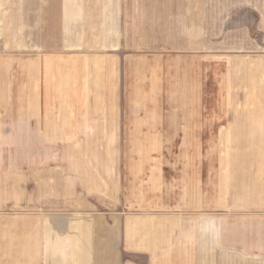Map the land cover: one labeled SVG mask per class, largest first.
Here are the masks:
<instances>
[{"label": "crops", "instance_id": "crops-1", "mask_svg": "<svg viewBox=\"0 0 264 264\" xmlns=\"http://www.w3.org/2000/svg\"><path fill=\"white\" fill-rule=\"evenodd\" d=\"M52 1L0 0V140L16 136L27 148L33 135L52 132V139L59 138L62 123L85 124L75 129H86L87 136L75 139H154L161 134L156 125H173V120H165L167 114L173 118L168 112L173 106L180 109L175 122L176 132L181 131L183 124L194 123L189 109L198 113L195 123L204 122L202 96L212 76L229 93L228 138L264 141V0ZM47 40L55 46L44 55ZM47 85L53 87L46 93ZM56 93L63 105L55 103ZM126 107L134 112L130 121L125 119ZM142 107L150 109L148 121L137 119L134 109ZM128 123L130 128L121 126ZM137 124H147L148 131L137 130ZM124 130L131 135L120 136ZM26 148L19 157L0 151L6 158H0V264H77L78 257V264H204L208 237L210 247L221 243L230 255L245 251L236 244V213L230 210L225 244L217 219L207 226L205 216L189 213V196L197 197V213L204 204L202 148L180 149L175 163L168 149H139L127 165L132 200L121 197L128 211L104 215L90 208L57 216L59 229L66 231L53 235L52 260L45 263V217L28 213V187L45 183V158L41 150L23 153ZM244 155V162L232 158L229 164V203L237 205L239 195L246 232L251 225L264 245L263 144L246 149ZM69 160L75 162L70 183L83 182L93 192L109 186L103 166L96 171L99 175H92L88 158L79 167L77 159ZM173 164L180 180L176 189L164 172ZM113 171L117 186L123 182L126 187L123 167ZM14 204L20 206L16 217ZM126 252L145 254L146 262L122 259Z\"/></svg>", "mask_w": 264, "mask_h": 264}, {"label": "rangeland", "instance_id": "rangeland-1", "mask_svg": "<svg viewBox=\"0 0 264 264\" xmlns=\"http://www.w3.org/2000/svg\"><path fill=\"white\" fill-rule=\"evenodd\" d=\"M52 1V0H51ZM53 7V1L51 2ZM54 24V23H53ZM227 28V27H226ZM229 28V27H228ZM232 28V27H230ZM49 30L51 32L54 31L52 27H49ZM50 37L52 38L51 34ZM48 39V38H46ZM0 48H3V45L0 43ZM55 45H52L50 40L45 42L46 49L44 50V55H47L50 51L48 48H53ZM148 55L149 53H145ZM173 54V53H171ZM174 55V54H173ZM47 59V56H45ZM215 77H210V80L207 82V86L205 89V92H203V102H204V108L200 109V112L204 115V122L203 123H195L196 122V115H198L196 109L193 111L189 109L190 112V121L194 120V123H185L180 127L179 129H182L181 131L176 132L177 124L176 119L180 116V109L173 108L169 109V113H173V118L170 117L171 114H167L165 120L171 121L173 120V125H171V122H166L161 125H156V127L160 128L158 129L161 134H157V137L154 139H127L126 137L124 139H108V140H100V139H75V136L85 135L87 133L86 129L83 130H76V127H84L85 124H78V125H67L66 123H62V131L60 133L59 138L52 139L50 135L52 132H46V136H37L36 138L34 135L33 139H29V143L26 145H22L23 141L21 138L14 136L12 139L9 140H0V151L1 153H4V150L7 153H12V157H19L22 153L21 148H26L23 153H30L33 150H41L44 153L45 158V183L39 184V186L34 184L29 185L28 192H29V209L28 213L30 215L36 216L37 214L43 215L44 223H45V238L46 241L48 240L49 244L46 242V251H45V263L48 261L50 262V259L52 260V248L50 245V242L52 243L55 237H58L59 232H65L66 228L61 227L59 229L58 227V217L61 216H68L70 213L77 211V210H88L90 208L94 209L98 212H103L104 215H111L112 212H124V214L128 211V208L125 206V209L123 210V203H122V196L126 197L129 195V200H132V188L127 187L129 182L127 176H129V168L130 166H127L129 164V158L132 157V154L134 152H139V149L149 150V149H168L169 152L172 154V162L176 158V154L179 153L180 149H196V148H202L204 150V157H205V165H204V172L202 173V182L204 187V204L200 205L202 208L199 209V212L197 213V209L195 207L197 198H192L189 196V213L194 214H200L205 216V222L206 225L211 224V222L214 219H217L219 221L220 229L219 234H221L219 237L222 238V243L225 244L229 240V228H228V218L229 215L233 213H236V226H237V248L243 249L245 248V251L242 252L240 250H237L236 253L233 255H230L229 252L226 250L227 248L224 247L221 243L216 245L214 248L210 247L212 244L211 239L208 237L205 240V262L204 264H257L259 261H264V245L260 244V236L258 234L256 235L255 230L253 231L251 229V225H249V230L246 232V220H245V212L244 204L239 202V195H237V205H232L229 203V182H228V175H229V164L232 162V158L237 159V163H240L239 159L243 161L245 158V150L250 149L252 147H261L264 141H254V140H245V139H229L230 132H229V93L227 91H224L222 88L218 87L219 85L216 83ZM215 80V81H214ZM47 81V77H46ZM47 91H51L50 87H53V85L46 86ZM216 87L218 88L216 90ZM45 93V94H46ZM170 93V92H169ZM167 93V94H169ZM61 96L64 97L65 94L61 93ZM236 97L242 98V94H237ZM16 99V97H15ZM55 103L59 102V96L56 93L55 94ZM133 99V93H129L128 100ZM52 100V99H50ZM176 102V101H175ZM180 103V101H177ZM193 102V101H192ZM126 104L130 102H125ZM189 103H191V99H189ZM62 104V103H60ZM166 106H171L169 101H165ZM63 105V104H62ZM55 106L58 107V104ZM57 107H55L56 110ZM126 112L130 110L129 107H126ZM136 111V114H139L137 119H141V117L146 119L147 121L150 119V109L149 108H136L134 109ZM16 109H13V112H16ZM134 112H128V115H126V120H131L129 118L131 115H133ZM200 114V113H199ZM63 115V114H62ZM154 115V114H153ZM15 118L19 117V113H14L13 115ZM17 116V117H16ZM144 116V117H143ZM62 120H66L68 118L62 116ZM154 119V118H151ZM83 118L79 117L78 122L82 121ZM14 128L17 125H13ZM110 126V125H109ZM123 128H130L131 124H122ZM137 130H146L148 131L147 124H137L135 125ZM89 127V126H88ZM92 127V126H90ZM145 127V128H144ZM165 127L166 129H164ZM173 127V129H171ZM19 128V125H18ZM69 130V132H67ZM89 130V129H88ZM51 131V130H50ZM126 130L123 131V133L120 134V136H126L131 134H126ZM183 134H182V133ZM83 133V134H82ZM88 135H96L89 134ZM32 136V135H30ZM122 136V137H123ZM183 136V138H181ZM121 137V138H122ZM73 149L76 150V152H73ZM81 149V150H80ZM85 149H88L87 152H84ZM82 151V152H81ZM141 153V151L139 152ZM158 153V152H157ZM167 153V152H166ZM236 154V155H235ZM157 157H160L159 154H156ZM4 158V156H0V158ZM9 156H7L8 158ZM72 157L74 159H77V167H79L80 161L83 159L88 158V174L93 172L94 174H98L99 172H96L100 169V166H103L106 171V177L109 181V186H104L101 191H95L88 189V187L84 186L83 182H77L70 183L69 182V176H70V170L74 171V168L71 166H74L75 162H70L69 158ZM6 159V158H4ZM3 159V160H4ZM83 162V161H81ZM131 162V161H130ZM244 162V161H243ZM73 163V164H72ZM175 163V162H174ZM115 167H118L121 169L123 167V171H120V175L122 173V177L125 178V183L127 184L126 187H123V182L120 183V185L117 186L115 181H117V172L113 171L115 170ZM176 164L166 166L165 174L168 175L167 179L169 180V184L171 181L174 182V189L179 188L180 186V180H179V173L175 171ZM78 169V168H77ZM242 173L244 172L243 168ZM244 174V173H243ZM174 177H178V179H175ZM119 179V178H118ZM78 183V184H77ZM98 187H100L98 185ZM164 188L166 189V184L164 185ZM95 190H99L95 189ZM167 192V191H166ZM90 193L92 195H90ZM158 194V193H157ZM39 195V198H41L40 201H37V196ZM88 195L92 198L90 201V204L88 202V198H86ZM171 195V194H170ZM191 195V193H190ZM98 196L99 198H104L103 202H99V200L96 198ZM140 197V195H138ZM167 196V194L165 195ZM85 198L87 201H85ZM149 197L144 196V199L147 200ZM42 199L44 202H42ZM78 200L82 201V203L77 202ZM233 202H234V194H233ZM20 205V203H19ZM88 206H90L88 208ZM20 206L17 207L16 204L12 207V214L14 217L20 215ZM18 208V209H16ZM39 208V211L37 210ZM44 208V209H42ZM230 210L232 212H230ZM194 212V213H193ZM56 217V219H55ZM60 217V216H59ZM111 219V218H109ZM201 220V219H200ZM233 223V219H232ZM256 228L255 226H253ZM205 233H210L208 230H206ZM247 233V236H246ZM254 233V234H252ZM53 235L55 237H53ZM211 235V234H210ZM248 243V245H246ZM228 245V244H226ZM225 245V246H226ZM223 246V247H222ZM168 249V248H167ZM260 249V250H259ZM263 249V250H262ZM256 250V251H255ZM166 253L168 250L165 251ZM77 254H84V252H79ZM243 255V256H242ZM81 256V255H80ZM85 256L88 255L87 253ZM262 256V257H258ZM240 257V258H239ZM147 256L144 255H134L132 252H126L124 253V257L122 259L124 260H139L141 263L146 262ZM168 258V257H166ZM78 260V261H77ZM76 263L78 264L81 259L78 257ZM168 260V259H167ZM244 260V261H241ZM47 261V262H46ZM60 261V260H59ZM247 261V262H246ZM91 262V261H90ZM59 263H68V260H64Z\"/></svg>", "mask_w": 264, "mask_h": 264}]
</instances>
